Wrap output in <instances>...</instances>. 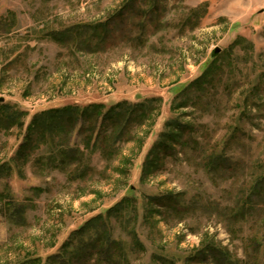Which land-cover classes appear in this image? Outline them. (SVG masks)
<instances>
[{
	"label": "rangeland",
	"instance_id": "374dc122",
	"mask_svg": "<svg viewBox=\"0 0 264 264\" xmlns=\"http://www.w3.org/2000/svg\"><path fill=\"white\" fill-rule=\"evenodd\" d=\"M130 1L0 0V101L28 113L23 129L0 130V164L13 166L0 178V190L10 188L27 204L26 219L16 225L0 202V264L45 259L128 195L137 198L133 225L146 248L130 264L152 263L158 253L176 264H214L199 254L210 243L245 264H263L262 251L259 262L247 257L246 243L264 236V203L235 222L232 233L229 209L264 171V0H138L146 15L143 32ZM111 16L116 38L106 50L75 51L51 35ZM216 47L221 51L214 55ZM200 78L204 85H196ZM151 98L156 108L135 138L111 161L92 154L85 179L70 180L51 166L46 147L27 163L16 158L37 112ZM178 125L189 127L179 131ZM163 131L178 132L189 147L170 141L172 154L150 155ZM212 149L237 160L234 176L224 170L217 179L206 168L202 158ZM167 193H182L189 211L168 212L152 199ZM112 224L114 236L131 244L113 218Z\"/></svg>",
	"mask_w": 264,
	"mask_h": 264
},
{
	"label": "trees",
	"instance_id": "16d2710c",
	"mask_svg": "<svg viewBox=\"0 0 264 264\" xmlns=\"http://www.w3.org/2000/svg\"><path fill=\"white\" fill-rule=\"evenodd\" d=\"M137 2L139 1L131 0L130 6L140 17L138 23L143 32L146 15L142 14L143 9L140 5L146 2L143 0L140 5ZM112 18L111 16L104 21L67 26L52 32L51 35L75 51L106 50L114 45L116 38V30L111 23ZM3 21L4 19H0V32L3 29L1 28ZM205 79L200 78L196 85H204ZM156 101V98L139 102L122 100L110 106L102 102L86 105L66 104L37 112L26 128L16 158L22 163H27L35 152L46 147L45 158L51 166L67 171L70 180L85 179L90 174L89 171L93 170L92 154L99 153L102 158L113 160L119 154L121 146L135 138V130L148 120L149 115L156 108ZM27 114L26 110L0 101V130L8 131L15 127L23 129ZM168 123L170 126L174 125L172 120ZM188 127L184 125L181 128L178 125L177 128L179 131H186ZM74 134H80L78 142L73 139ZM177 134L178 132H161L157 143L151 148L150 155L157 157L160 149L164 154H172L170 152L174 149L170 141L175 144L190 145V140H181L176 137ZM202 161L209 171L217 173V179L224 170L231 171V176H234L239 166L237 160L234 161L224 151L216 149L208 152ZM12 168L10 162L1 163L0 178L9 177ZM240 195L237 204L229 209L231 233L236 231L235 222L241 219L248 220L254 215L257 207L264 203V171L249 186H245ZM152 199L159 201L158 205H162L168 212L183 215L189 211V205L184 202L182 193H167L163 196H153ZM0 202L10 222L16 225L23 224L26 219L27 204L16 201L8 187L0 190ZM137 209V198L125 196L109 207L105 214L95 215L74 230L57 252L48 255L45 259L35 256L11 264H130L133 255L146 250L137 234V226L133 225L137 220ZM112 218L122 226L124 233L129 235L131 244L123 237L114 236ZM261 251L264 254V236L250 237L246 243L247 257L252 256L259 262L261 258L258 259L257 253ZM199 254L210 257L214 264H245L246 262L235 257L227 247H220L217 244L210 243L199 250ZM147 264L176 263L172 258L158 253L154 255V261Z\"/></svg>",
	"mask_w": 264,
	"mask_h": 264
},
{
	"label": "water",
	"instance_id": "95a60500",
	"mask_svg": "<svg viewBox=\"0 0 264 264\" xmlns=\"http://www.w3.org/2000/svg\"><path fill=\"white\" fill-rule=\"evenodd\" d=\"M221 51V48L220 47H216L215 50H214V55L218 54L219 52ZM3 100V98H2Z\"/></svg>",
	"mask_w": 264,
	"mask_h": 264
}]
</instances>
